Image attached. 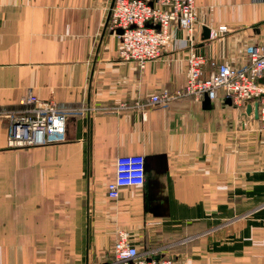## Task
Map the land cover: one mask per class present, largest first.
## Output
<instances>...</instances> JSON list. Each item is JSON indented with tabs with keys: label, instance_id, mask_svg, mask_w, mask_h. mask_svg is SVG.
<instances>
[{
	"label": "crops",
	"instance_id": "0c3cea01",
	"mask_svg": "<svg viewBox=\"0 0 264 264\" xmlns=\"http://www.w3.org/2000/svg\"><path fill=\"white\" fill-rule=\"evenodd\" d=\"M111 4L0 0V264H104L119 230L153 258L264 264V131L253 112L222 99L147 105L185 86L190 47L244 66L246 45L264 41V0H195L192 46L174 27L142 70L118 57ZM28 94L73 111L65 141L7 146L1 115ZM134 154L146 160L144 185L110 200L116 158Z\"/></svg>",
	"mask_w": 264,
	"mask_h": 264
},
{
	"label": "built area",
	"instance_id": "2783aa9c",
	"mask_svg": "<svg viewBox=\"0 0 264 264\" xmlns=\"http://www.w3.org/2000/svg\"><path fill=\"white\" fill-rule=\"evenodd\" d=\"M195 0H115L110 9L109 30L118 39V57L134 63L140 70L160 57L169 49L173 41L174 27L184 30L186 43L192 46L195 31ZM227 32L225 27L210 31V38H218ZM245 65L234 67L229 60H208L190 47L187 57L186 83L182 89L163 91L152 95L147 105L170 103L178 99L202 101L207 97L231 100L235 107H245L247 103H257L258 123L264 131V41L245 47ZM209 64L211 72L204 74V66ZM24 107L19 111H4L1 117L7 123V146L25 149L40 147L66 139V125L73 113L54 100H40L28 94L22 99ZM142 108V107H140ZM83 113L84 109H79ZM144 115V113H143ZM144 156L122 155L116 158L114 177L106 185V195L110 200L119 199L122 190L144 185ZM141 254L131 242L130 233L119 230L112 244V256L104 264H187L173 259H155Z\"/></svg>",
	"mask_w": 264,
	"mask_h": 264
},
{
	"label": "water",
	"instance_id": "95a60500",
	"mask_svg": "<svg viewBox=\"0 0 264 264\" xmlns=\"http://www.w3.org/2000/svg\"><path fill=\"white\" fill-rule=\"evenodd\" d=\"M114 2H115V0H112V4H111L110 9L113 7ZM109 17H110V13H109ZM109 17H108V21H109ZM115 33L116 34H122V30L118 29ZM202 36H203V40L210 39V29L204 28ZM260 82L263 83L264 79H261ZM226 102L228 105H232L231 100L228 99V100H226ZM208 103H210V100L207 97H205L203 100V105H207ZM257 106H258L257 103H254L253 111H252L251 105L249 103L245 104L246 109H245V113H243V115H249V114H251V112H253L254 118L258 119ZM144 171H146V160H145V158H144ZM155 259H159V258H155Z\"/></svg>",
	"mask_w": 264,
	"mask_h": 264
}]
</instances>
